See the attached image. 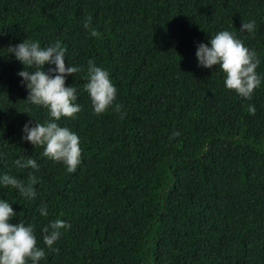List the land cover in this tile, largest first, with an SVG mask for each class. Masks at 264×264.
<instances>
[{
    "label": "trees",
    "instance_id": "trees-1",
    "mask_svg": "<svg viewBox=\"0 0 264 264\" xmlns=\"http://www.w3.org/2000/svg\"><path fill=\"white\" fill-rule=\"evenodd\" d=\"M221 29L255 50L264 77V0H0V172L27 181L17 156L39 166L32 200L6 186L0 198L41 247L48 220L68 225L40 264H264V78L244 99L215 65L197 66V43ZM24 38L59 40L65 66L81 67L65 80L80 111L59 122L80 138L71 172L21 140L26 121L47 116L24 100L23 65L7 51ZM89 58L108 71L119 111H91Z\"/></svg>",
    "mask_w": 264,
    "mask_h": 264
},
{
    "label": "clouds",
    "instance_id": "clouds-1",
    "mask_svg": "<svg viewBox=\"0 0 264 264\" xmlns=\"http://www.w3.org/2000/svg\"><path fill=\"white\" fill-rule=\"evenodd\" d=\"M254 26L255 21L242 20L239 29L252 33ZM92 34L95 35V32ZM7 51L23 65L17 76L27 89L24 100L47 110L42 122L33 116L35 123L31 120L24 123L21 140L40 146L42 151L39 155L62 163L68 172L73 171L80 162V138L75 131L59 122L62 117L74 118L80 111V105L76 103L77 89L73 84L66 86L65 80L69 74L81 71V67L72 64L65 66V48L59 40L42 46L38 40L24 38L15 45L7 46ZM195 57L198 67L211 68L215 65L223 73L224 87L234 90L244 99L251 97L264 78L256 71L260 60L255 50L228 29L211 34L207 43L198 42ZM45 64L49 66L47 71L44 70ZM84 79L83 89L88 94L93 113L101 114L109 107L120 110V103H114L116 86L108 71L91 58L87 61ZM248 111L253 112L254 107L249 105ZM24 112L29 113V110ZM172 135L177 136L179 132ZM11 167L18 171L28 169V180L11 172H0V187L14 189L19 197L32 200L36 195L32 185L37 182L34 170L39 167L36 159L30 155L17 156L11 160ZM36 212L40 217H47V204L42 202ZM17 215L12 202L0 198V264H40L45 257V249L55 250L54 244L60 238L61 230L68 227L67 222L60 218L48 220L40 228L41 247L37 243L32 222L25 223L22 219L16 223L10 222Z\"/></svg>",
    "mask_w": 264,
    "mask_h": 264
}]
</instances>
